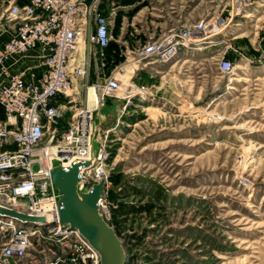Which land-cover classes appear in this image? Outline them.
Returning a JSON list of instances; mask_svg holds the SVG:
<instances>
[{"label":"rangeland","instance_id":"374dc122","mask_svg":"<svg viewBox=\"0 0 264 264\" xmlns=\"http://www.w3.org/2000/svg\"><path fill=\"white\" fill-rule=\"evenodd\" d=\"M175 2L192 11L178 28L219 23L214 43L144 67L134 51L168 31L153 8L166 0L104 1L114 35L105 68L123 87L100 111L110 130L99 134L111 153L110 223L127 264H264V7L235 14L226 9L231 0ZM5 23L0 44L14 32ZM132 78L146 99L123 98ZM45 236L34 239L31 264L59 254Z\"/></svg>","mask_w":264,"mask_h":264},{"label":"built area","instance_id":"2783aa9c","mask_svg":"<svg viewBox=\"0 0 264 264\" xmlns=\"http://www.w3.org/2000/svg\"><path fill=\"white\" fill-rule=\"evenodd\" d=\"M104 1L0 0V20L5 18V26L14 30L0 44V72L6 77L0 82V207L44 218L23 220L0 212V234L6 237L0 264H31L34 239L45 235L60 246L59 254L45 264H101L99 253L79 230L61 222L51 172L53 160L64 165L90 160L91 164L81 169L82 186L90 188L104 181L100 210L110 222L105 202L111 153L105 140L99 139L104 127L97 124V114L108 97H120L123 87L115 70L105 68L114 35ZM255 5L264 7V0H231L226 9L240 14ZM218 24L201 20L171 28L162 38L138 47L133 63L146 67L159 57L160 62H166L177 51L213 41L211 35ZM34 50L41 71L10 72V58ZM220 68L233 71L228 60H223ZM83 87L86 96L82 99ZM91 87L99 96L95 106L88 103ZM125 89L123 98L128 101L145 95L135 78ZM68 112L71 114L62 128L61 120ZM94 141L98 144L95 153Z\"/></svg>","mask_w":264,"mask_h":264},{"label":"water","instance_id":"95a60500","mask_svg":"<svg viewBox=\"0 0 264 264\" xmlns=\"http://www.w3.org/2000/svg\"><path fill=\"white\" fill-rule=\"evenodd\" d=\"M100 124L97 119V124ZM98 144L93 142V153ZM91 161L77 160L72 165L52 161V181L60 216L63 224L79 230L88 243L99 253L101 264H127V253L122 239L100 210V199L105 193L104 181L94 183L90 188L82 186L81 169ZM1 213L19 217L23 220H44L43 217L29 216L0 207Z\"/></svg>","mask_w":264,"mask_h":264},{"label":"crops","instance_id":"0c3cea01","mask_svg":"<svg viewBox=\"0 0 264 264\" xmlns=\"http://www.w3.org/2000/svg\"><path fill=\"white\" fill-rule=\"evenodd\" d=\"M119 3H122V2H119ZM114 4L116 6V2H114ZM187 7H190V5L189 4L187 6L185 4L182 5L181 2H175V0H166V4L162 5L161 7L159 5L153 8H156V10L159 12L158 15L160 17V22L164 24L161 26L163 30L165 29L169 30L171 28H178V26H175V24L177 25V24H180L182 21L191 20L192 11H189L188 15H186L185 13L184 14L182 13L183 8L187 9ZM110 19L112 22L113 18H110ZM111 30H112V26H111ZM8 64L10 66V72H17V71L24 70V69L28 70L30 68H33L37 71L42 70V66L39 63V54L37 50L31 51L25 56L12 57L10 58V60H8ZM3 81H6V77L0 72V82H3ZM97 119L99 120L101 127L106 125V124H103V118L100 112H98L97 114Z\"/></svg>","mask_w":264,"mask_h":264},{"label":"bare ground","instance_id":"6f19581e","mask_svg":"<svg viewBox=\"0 0 264 264\" xmlns=\"http://www.w3.org/2000/svg\"><path fill=\"white\" fill-rule=\"evenodd\" d=\"M258 2H261V0H259ZM248 15V14H247ZM246 16V15H245ZM215 36V34L214 35H211V38L212 37H214ZM213 43V41H209V40H206L205 42H203V43H198V44H195V45H193V46H190V47H187L186 49H184V50H202V49H204L203 47H206L204 44H208L207 46H209L210 44H212ZM180 52L179 51H177V55L179 54ZM168 53H166V55H167ZM176 55V56H177ZM155 60H158V61H162L161 60V57H159V58H157V59H155ZM154 60V61H155ZM130 68H132V67H134V66H129ZM143 98L144 99H146V97H145V95H143ZM143 99V100H144ZM97 101H99V96H98V93H97V91H96V89H94L93 87H91L90 89H89V92H88V103H89V105L90 106H95V104H96V102Z\"/></svg>","mask_w":264,"mask_h":264},{"label":"trees","instance_id":"16d2710c","mask_svg":"<svg viewBox=\"0 0 264 264\" xmlns=\"http://www.w3.org/2000/svg\"><path fill=\"white\" fill-rule=\"evenodd\" d=\"M112 224V223H111Z\"/></svg>","mask_w":264,"mask_h":264}]
</instances>
